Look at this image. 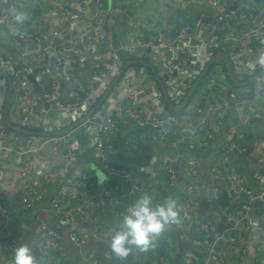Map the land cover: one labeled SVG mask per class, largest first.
<instances>
[{"label": "built area", "instance_id": "built-area-1", "mask_svg": "<svg viewBox=\"0 0 264 264\" xmlns=\"http://www.w3.org/2000/svg\"><path fill=\"white\" fill-rule=\"evenodd\" d=\"M236 1L231 0L233 4ZM104 2L0 0V33L4 30L10 33L14 49L12 56L0 55V72L4 74V77L0 76V197L13 192L26 210L33 209L42 199L36 190L45 178H64L65 167L77 161L80 143L75 134L82 135L84 128V134L95 141L93 153L99 166L107 175L116 178H127V173L114 164L117 150L109 147L107 137L117 131L122 122L151 125L165 138H171L185 125L193 136L198 135L199 126L181 125L175 116L165 113V105L156 87L150 88L149 94L136 88L142 80L139 79L140 71L136 73L133 67L123 72L110 91L127 63L147 57L152 64H157V77L168 101L176 107L183 103L220 52L224 51L228 56L233 74L239 81H248L264 71V17L257 22L250 21L243 7L227 5L216 11L217 26L207 39L203 38L200 21L195 25L180 23L174 28L177 37L170 39L162 26L156 27L154 23L137 19L131 20L124 28L127 29L126 36L131 38L129 43H124L119 39V26H115L124 11L121 7L106 8ZM190 2L201 7L205 3L204 0ZM14 10L24 16L23 21L13 19ZM147 32L152 36L145 38ZM147 49L150 52L146 56ZM162 55L165 59L157 62ZM258 82L263 84L256 85V92L261 94L264 76ZM216 86V79L210 77L205 90L211 91ZM119 88H122L121 93ZM109 91L94 116L87 119ZM8 92L11 93L8 122L29 135L13 132L5 124ZM216 98L218 101L210 104L208 112L218 113L223 119L234 106L242 113L239 104H232V95L219 94ZM83 120L86 121L74 127ZM46 128L51 129L48 135L33 134L45 132ZM209 138L210 135L206 134L199 143L204 144ZM66 143V149L59 152V146ZM260 147L264 149V143ZM233 150L234 145L224 151L225 157ZM190 153L187 151L188 155ZM185 166L184 177L193 178L194 161L187 159ZM138 171L144 174L147 168ZM149 172L152 177H158L155 169ZM166 174L169 188H175L177 173L167 169ZM254 178L264 183V173H256ZM231 181L236 184L235 189H226L225 194L236 201L241 210L249 213L253 206L260 204L252 222L258 223V231L264 234V189L253 193L245 188L240 176H233ZM65 184L62 183V188ZM129 188L131 193L139 189L135 184ZM72 190L76 191V186L73 185ZM218 194L219 190L214 189L206 204L211 206L219 199ZM175 202L183 232L185 224L191 220V210L181 200ZM52 210L65 223H70L68 215L59 213L56 201L52 203ZM245 219L247 221V216ZM199 227L203 238L192 240L193 246L206 250L207 262L220 264L216 242L223 236L219 237L217 226L209 220L200 222ZM40 232L51 238L56 234L46 225L41 226ZM70 239L76 246H81L88 236L72 234ZM257 244L263 246L264 242L259 240ZM182 259L183 264H204L198 263L190 253ZM109 264H119L118 258L111 254Z\"/></svg>", "mask_w": 264, "mask_h": 264}, {"label": "crops", "instance_id": "crops-1", "mask_svg": "<svg viewBox=\"0 0 264 264\" xmlns=\"http://www.w3.org/2000/svg\"><path fill=\"white\" fill-rule=\"evenodd\" d=\"M116 1L105 0L104 5L106 8L121 7L125 12L150 0ZM204 1L201 7L190 0H155L163 9L154 10L153 18L142 19L154 23L156 27L162 26L168 36L169 22L175 28L182 22L200 21L203 38L207 39L217 26L216 11L227 5L243 7L249 14L250 21L257 22L264 17L263 0H237L234 4L231 0ZM209 18H213L211 27L204 23V20ZM115 26L118 27L117 24ZM118 32L121 41H131V38L126 36L127 29L119 27ZM8 50L12 52L8 55L12 56L13 45L8 47ZM145 54L147 56L146 50ZM145 59L147 57L142 61ZM164 59L165 55H162L157 62ZM148 64L155 71L158 70L157 64H152L149 60ZM132 69L136 73L140 71L139 79L142 80L136 88L149 94L150 88L156 87L160 100L165 105V113L175 116L181 125L190 123L199 126L198 135L193 136L187 125L175 131L171 138L162 137L153 129L151 135L158 151V157H155L149 145L144 143L146 135L133 130L136 125L122 122L118 130L107 137L109 147L117 150L113 158L114 164L127 173V178H116L107 175L99 166V160L93 153L95 141H91L84 134L85 128L81 131L82 135L76 132L75 138L80 143L77 161L65 167L64 178L59 176L42 181V185L36 190L42 199L33 209L26 210L13 192L8 195L4 193L0 197V239L5 241L0 240V264H13L15 249L21 245H27L33 250L36 264H109V256H116L109 246L111 236L120 229L127 210L144 195L152 198L153 207L166 203L169 199L181 200L190 208L191 220L185 224L183 232L179 219L176 224L168 225V230H164L147 251L141 252L133 247L128 257L120 259L116 256L119 264H183V259L178 258V244L168 233L170 229L176 230L180 239L190 245L184 251L183 257L190 253L198 263L216 264L206 261L205 249L196 248L192 244V240L203 238L199 224L206 220L217 227L224 226L223 238L219 236L224 245L219 243V238L216 242L221 256L220 264H264V245L257 244L259 240L264 242V234L258 231L259 224L252 222L260 204H254L247 213L225 194L226 189H235L236 184L231 181L233 176L242 177L245 188L253 193H260L264 189V183L254 178L256 173H264V149L260 147L264 143V90L261 94L256 92V85L263 84L257 82L253 86L237 88L226 75L225 63L219 62L207 73L208 79H216V90L206 91L207 81H204L199 84L187 107L179 113H173L167 108L162 91L151 71L143 67ZM118 91L121 93L122 88ZM220 93L232 95V104H239L243 108L242 113L240 108L238 111L234 106L223 119L218 113L208 112L210 104L218 101L216 97ZM49 132L51 129L46 128L45 132L33 134L48 135ZM206 134L210 135V138L204 144L199 143ZM232 145L234 150L225 157L224 151ZM66 147L67 143L61 144L59 152L64 151ZM187 151L191 153L188 155ZM187 159L194 161V177L190 179L183 175ZM93 168L100 170L105 179L98 178ZM139 168H147V171L140 174ZM151 169L157 171L158 177H152L149 172ZM167 169L174 170L178 175L173 189L168 186ZM85 176L86 179L83 180ZM204 177L206 180L202 179ZM62 183H66L64 188ZM131 184L137 185L138 191L131 193ZM73 185L76 186V191L72 190ZM214 189L219 190L223 205L209 210L211 207L206 204V200ZM142 190L144 194H140ZM55 201L59 205V213L70 217L69 224L52 210V203ZM42 225L53 229L55 236L51 238L42 235ZM72 234L87 235L88 239L85 244L76 246L70 239Z\"/></svg>", "mask_w": 264, "mask_h": 264}, {"label": "clouds", "instance_id": "clouds-1", "mask_svg": "<svg viewBox=\"0 0 264 264\" xmlns=\"http://www.w3.org/2000/svg\"><path fill=\"white\" fill-rule=\"evenodd\" d=\"M13 19L23 21L24 16L14 10ZM177 222L178 211L174 200L169 199L153 207L152 198L144 195L127 210L120 229L111 236L109 246L120 259L128 257L133 247L141 252L147 251L166 226ZM13 264H36L33 250L27 245L18 246Z\"/></svg>", "mask_w": 264, "mask_h": 264}, {"label": "water", "instance_id": "water-1", "mask_svg": "<svg viewBox=\"0 0 264 264\" xmlns=\"http://www.w3.org/2000/svg\"><path fill=\"white\" fill-rule=\"evenodd\" d=\"M159 9H163V7L161 5L156 4L155 0H150V1L146 2L145 4L139 6L136 9L126 10L124 12L123 16L121 17L120 22H118L117 25L119 27H121V28H127L128 27V24H129V22L131 20H137V19H142V18H146V17L153 18L154 15H155L153 11L154 10H159ZM212 22H213V18H211V19L209 18V19L204 20V23L205 24H208L210 27L212 26ZM168 26H169V28H168L169 37L171 39H175L177 37V35H178L177 32L175 31L174 27L171 26V22L168 23ZM149 52H150L149 49H147L146 50V53H149ZM219 62H224L225 63L226 75H227L229 81L233 84V86H235L237 88H244V87L246 88V87H249V86H253V85H255L264 76V71H262L256 77H254V78H252V79H250V80H248L246 82H241L240 83V81L237 80L236 77L233 74L232 67H231V63H230V60H229L228 56H226L225 54H218L210 62V64L208 65V67L206 68V70L204 71V73L202 74V76L200 77V79L194 84V86L192 87V89L189 91V93L187 94V96L184 99L183 103L179 107H176V106L172 105L168 101L167 96H166V92H165L164 87H163V84L161 83V81L157 77L156 71L150 66V64H148V58H147L144 61H135V62H129V63H127L125 65V67L121 70V72L119 73L116 81L111 86L110 91L115 86V84L118 82V80L120 79V77L122 76L123 72L126 69H128L130 67H143V68H146V69L150 70L151 73L154 75L155 80L158 83L160 90L162 91L163 98H164V101H165V103L167 105V108L171 112H173V113H179L180 111H182L183 109H185L187 107V105L189 104V102H190L191 98L193 97L195 91L197 90V88H198V86L200 84V81L207 75L208 70L212 66H214L215 64H217ZM0 76L1 77H4L1 72H0ZM110 91L103 97V99L98 103V105L89 113L87 119H91L94 116V114L97 112V110L99 109V107L105 101V99H106L107 95L110 93ZM10 95H11V93L8 92L7 104H6V110H5V118H4L5 124L13 132L21 133V134H24V135H29L30 133H27L25 131H21V130L15 128V127H12L9 124V122H8L7 114H8L9 104H10ZM85 121L86 120H83L82 122H80L79 124H77L74 127L76 128V127L80 126ZM132 129L135 130V131H138V132H142V133H144L146 135V137L144 138V143L147 144V145H149V147L151 148V150L153 152V155L155 157H158V151L156 149L155 142H154L153 137L151 135L152 132H153V128L150 125L147 124V125H143V126H136V127H133ZM187 143H188V141H187ZM207 155H208V153L205 155V157H207ZM206 167H207V162H206ZM93 170H94L93 171L94 174L98 178L105 179L104 174L102 172H100V170L95 169V168H93ZM207 171H208V169H207ZM207 171H206V173H207ZM206 173H205V175H207ZM202 179H205L206 180L205 177L202 178ZM140 194H144V191L142 190L140 192ZM84 226H88V224H84ZM223 229H224V226L223 225H219L217 227L218 235L221 236V237L223 235L222 234L223 233ZM168 233L176 240V242L178 244V249H179V251H178V258L182 259L183 258L184 251L186 249H188L190 247V245L186 244L183 240L180 239L179 233L176 230L170 229L168 231ZM0 240H2V239H0ZM2 241H4V240H2ZM219 241H220L219 243L223 246L224 245L223 244L224 243L223 242V239H220Z\"/></svg>", "mask_w": 264, "mask_h": 264}, {"label": "rangeland", "instance_id": "rangeland-1", "mask_svg": "<svg viewBox=\"0 0 264 264\" xmlns=\"http://www.w3.org/2000/svg\"><path fill=\"white\" fill-rule=\"evenodd\" d=\"M190 44H193V41H190ZM12 45H13V43L11 41L10 33L7 30H4L2 33H0V55L11 54L12 52L10 50H8V47H11ZM3 76H4V74H3ZM9 107H10V104H9ZM4 118H5V116H4Z\"/></svg>", "mask_w": 264, "mask_h": 264}, {"label": "trees", "instance_id": "trees-1", "mask_svg": "<svg viewBox=\"0 0 264 264\" xmlns=\"http://www.w3.org/2000/svg\"><path fill=\"white\" fill-rule=\"evenodd\" d=\"M187 24H190V25H195L196 23H188L187 22ZM152 36V33H150V32H147V33H145V38L146 37H151ZM209 72V71H208ZM207 79H208V75H206L201 81H200V85L201 84H203L204 83V81H207ZM218 89V88H217ZM213 90H216V87H214L213 88ZM213 90H211V91H213ZM221 95H223V93H220ZM167 106V105H166ZM219 194H220V192H219ZM218 194V195H219ZM221 197V196H220ZM219 197V199L217 200V201H215L213 204H212V206H209V207H211L209 210H215V209H217L220 205H223V201H222V199L223 198H220ZM5 257H6V255H5Z\"/></svg>", "mask_w": 264, "mask_h": 264}]
</instances>
